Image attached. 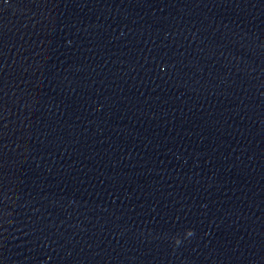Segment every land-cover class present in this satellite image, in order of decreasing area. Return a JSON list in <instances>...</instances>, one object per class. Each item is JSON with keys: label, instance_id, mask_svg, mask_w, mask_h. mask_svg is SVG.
Segmentation results:
<instances>
[{"label": "water", "instance_id": "obj_1", "mask_svg": "<svg viewBox=\"0 0 264 264\" xmlns=\"http://www.w3.org/2000/svg\"><path fill=\"white\" fill-rule=\"evenodd\" d=\"M0 264H264V0H0Z\"/></svg>", "mask_w": 264, "mask_h": 264}]
</instances>
